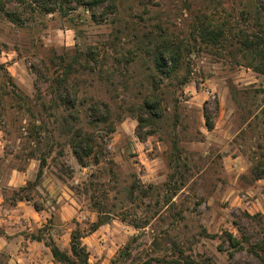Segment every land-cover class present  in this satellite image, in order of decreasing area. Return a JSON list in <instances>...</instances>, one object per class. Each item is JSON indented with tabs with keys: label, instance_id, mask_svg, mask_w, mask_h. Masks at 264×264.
Wrapping results in <instances>:
<instances>
[{
	"label": "rangeland",
	"instance_id": "374dc122",
	"mask_svg": "<svg viewBox=\"0 0 264 264\" xmlns=\"http://www.w3.org/2000/svg\"><path fill=\"white\" fill-rule=\"evenodd\" d=\"M1 2L0 264H35L33 252L36 264H62L47 243L68 250L75 228L90 264L178 251L180 264H264V175L253 171L264 164V75L203 43L183 49L174 70L168 58V72L153 54L162 38L185 43L197 14L238 30L257 7L264 28V0H58L50 12L34 0ZM89 49L102 69L78 76L79 125L99 151L82 166L70 143L74 109L55 102L48 68L61 54ZM8 77L24 102L1 95ZM152 93L160 97L156 118L139 107ZM93 101L108 104L106 123L86 114ZM97 206L109 219L91 232ZM128 242L131 255L118 259Z\"/></svg>",
	"mask_w": 264,
	"mask_h": 264
},
{
	"label": "trees",
	"instance_id": "16d2710c",
	"mask_svg": "<svg viewBox=\"0 0 264 264\" xmlns=\"http://www.w3.org/2000/svg\"><path fill=\"white\" fill-rule=\"evenodd\" d=\"M39 3V6L44 12L53 11L56 8V2L58 0H34ZM82 5L92 6L94 4H100L103 0H76ZM114 6L115 0H107ZM261 2V0H255ZM1 9H4V3L1 2ZM255 13L252 9H248L243 15L242 21L245 23V27L239 26L238 30H227L224 25H219L209 16L200 17L198 14L194 17L193 31L187 36L185 43L175 44L174 41H167L166 39H160L154 46L153 54L155 59V65L158 71H170L167 66V59L171 61L170 69L174 70L178 66L183 49L190 50L197 43H203L205 45L215 47L219 54L225 53L234 58L237 62H242L244 66L251 68L252 70L264 75V28L262 27V16L260 10L255 9ZM5 13H9L5 10ZM9 15V14H8ZM238 23L241 19L236 20ZM241 25V24H239ZM191 47V48H190ZM190 48V49H189ZM81 59H86V63L82 64ZM129 59H125L128 62ZM93 62L94 65H91ZM95 65H98V69H102V64L98 60V54L91 49L85 52H79L78 54L68 55L61 54L52 61V67L48 68V77L50 79L49 87L50 92L55 97V102L64 105L66 109H74L68 116H72L74 123L70 127L71 134V146L78 163L82 166L87 164L84 160L90 156H94L98 153L99 144L97 143L95 136L92 132L87 131L79 125L80 113L78 111V76L80 73H94ZM38 71V70H37ZM101 75V74H100ZM8 87L7 90L1 92L2 96L9 95L16 97L19 100L25 101V96L22 95L19 88L10 80L5 83ZM264 91V90H262ZM142 113L146 114L149 118H156L160 114V97L157 94H148L143 98L140 104ZM262 112L264 113V105L262 106ZM110 108L106 102L93 101L87 108L86 114L91 117L93 123L107 122ZM67 120V117H64ZM139 123L146 124L147 120L138 117ZM206 125L208 129L212 128V125L206 117ZM112 131L111 124L108 128ZM96 160V158H95ZM44 160L41 158L39 167L36 174V180H38L43 172ZM253 171L257 175H264V164L257 163L253 166ZM167 185H171L170 183ZM173 185V186H172ZM172 191H176L178 186L175 182L172 184ZM25 187H20L16 192L24 190ZM130 194L132 190L129 191ZM145 195V190H142ZM18 199H28V196H19ZM99 205V203L97 204ZM35 209H39L34 205ZM97 220L92 222L89 230L92 232L96 230L100 225L107 222L109 219L107 214L104 213L102 207L97 206ZM31 239L40 240V236L30 234ZM82 232L79 228H75L70 233L69 249H60L53 241H49L47 245L50 248L51 255L56 262L62 264H90L88 262V252L86 247L81 242ZM228 240L234 247L240 246V241L231 234L228 235ZM179 254L176 258H163L160 256L143 258L135 264H180L181 258L184 256L182 251H178ZM131 255L130 242L126 243L117 253V258L125 260ZM205 264H212V262L206 258ZM204 264V263H203Z\"/></svg>",
	"mask_w": 264,
	"mask_h": 264
},
{
	"label": "crops",
	"instance_id": "0c3cea01",
	"mask_svg": "<svg viewBox=\"0 0 264 264\" xmlns=\"http://www.w3.org/2000/svg\"><path fill=\"white\" fill-rule=\"evenodd\" d=\"M5 233H8V230H6ZM35 241H36V240H35ZM36 243H37V242H36ZM30 246H31V247H36V245H34V243H33V244L31 243ZM29 248H30V247H29ZM31 249H32V248H31ZM29 253H30V252H29ZM27 254H28V252H27ZM30 255H31V254H30ZM35 255H37V252H33L34 259L32 258L33 260H35V264H36V263H37V261H36L37 259H36V256H35ZM31 257H32V255L30 256V258H31Z\"/></svg>",
	"mask_w": 264,
	"mask_h": 264
}]
</instances>
